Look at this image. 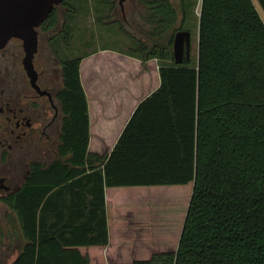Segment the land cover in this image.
Listing matches in <instances>:
<instances>
[{
    "label": "trees",
    "instance_id": "trees-1",
    "mask_svg": "<svg viewBox=\"0 0 264 264\" xmlns=\"http://www.w3.org/2000/svg\"><path fill=\"white\" fill-rule=\"evenodd\" d=\"M140 1L151 28L124 54L157 61L159 86L96 152L92 54L61 60L58 154L11 205L25 240L12 264H264V22L252 0H203L197 55L176 64L195 1ZM58 22L54 8L40 30Z\"/></svg>",
    "mask_w": 264,
    "mask_h": 264
},
{
    "label": "rangeland",
    "instance_id": "rangeland-1",
    "mask_svg": "<svg viewBox=\"0 0 264 264\" xmlns=\"http://www.w3.org/2000/svg\"><path fill=\"white\" fill-rule=\"evenodd\" d=\"M120 1L67 0V5L57 6L58 25L48 32L38 29L39 49L34 61L35 69L46 72L48 76L58 77L57 89L60 90L63 83L61 60L83 57L107 46L119 50L137 48L136 40L141 38L138 28L143 26L146 29L141 15V12L145 11V6L140 0H126L123 6ZM171 1L176 5L178 0ZM112 9L114 11H111ZM197 10L196 2L195 16ZM258 10L264 18L259 5ZM137 15L140 16L139 19ZM195 25L193 19L190 25L193 34ZM65 32L66 35L68 34L67 39ZM194 41L195 36H193ZM88 43L90 45H87ZM196 47L197 43H195L194 57H196ZM4 54L10 58L14 71L24 72L22 61L25 54L20 40H12ZM22 241L17 215L13 211L0 209V264H10L14 260L17 254L14 249L20 248Z\"/></svg>",
    "mask_w": 264,
    "mask_h": 264
},
{
    "label": "flooded vegetation",
    "instance_id": "flooded-vegetation-1",
    "mask_svg": "<svg viewBox=\"0 0 264 264\" xmlns=\"http://www.w3.org/2000/svg\"><path fill=\"white\" fill-rule=\"evenodd\" d=\"M6 48L0 51V209L12 211L32 164L46 166L56 158L63 114L58 77L36 70L40 91L34 89L24 67L13 70Z\"/></svg>",
    "mask_w": 264,
    "mask_h": 264
},
{
    "label": "crops",
    "instance_id": "crops-1",
    "mask_svg": "<svg viewBox=\"0 0 264 264\" xmlns=\"http://www.w3.org/2000/svg\"><path fill=\"white\" fill-rule=\"evenodd\" d=\"M181 1L178 0L177 4L174 5L178 11L181 9ZM202 1L196 0L198 5L197 17L192 15L191 18V21L194 19L196 22L195 35L190 27L192 22L186 25L188 32L191 33V51L193 55L195 43H197L196 55L199 47V19ZM252 1L258 10L259 2L257 0L256 2ZM259 8H261L260 5ZM189 11L190 15L191 11ZM144 13L145 11L141 12V15H144ZM139 17L137 15V19ZM261 18L263 17L261 16ZM262 20L264 22V18ZM144 25L146 29L151 28V25L146 22H144ZM193 36H195L196 42H193ZM87 45H90V43ZM126 49L103 47L97 53L94 52L93 54L92 52L87 60V78L89 82L94 80V85L89 88V103L91 105L92 130L97 133L92 140V146H94L96 152H104L106 147L112 148L138 105L159 86L158 62L150 61L147 63V68L143 69L141 61L124 54ZM119 195L120 190H116L111 197V201L115 205L121 201ZM13 238H15V235H13ZM24 243L23 238L21 247L14 249L17 254L10 264L17 259Z\"/></svg>",
    "mask_w": 264,
    "mask_h": 264
},
{
    "label": "water",
    "instance_id": "water-1",
    "mask_svg": "<svg viewBox=\"0 0 264 264\" xmlns=\"http://www.w3.org/2000/svg\"><path fill=\"white\" fill-rule=\"evenodd\" d=\"M126 0H121L123 6ZM64 0H0V51L12 40H20L24 50L23 67L31 80L34 89L37 85L38 73L34 60L39 49L38 29L47 17ZM175 63L181 64L191 55V33L180 31L176 34L173 45ZM42 94L49 93L41 92Z\"/></svg>",
    "mask_w": 264,
    "mask_h": 264
}]
</instances>
